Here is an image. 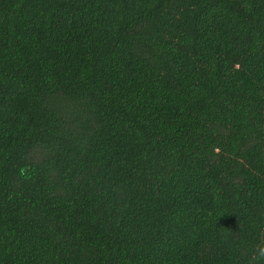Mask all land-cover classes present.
Here are the masks:
<instances>
[{"label": "trees", "instance_id": "obj_1", "mask_svg": "<svg viewBox=\"0 0 264 264\" xmlns=\"http://www.w3.org/2000/svg\"><path fill=\"white\" fill-rule=\"evenodd\" d=\"M264 0H0V264H264Z\"/></svg>", "mask_w": 264, "mask_h": 264}, {"label": "clouds", "instance_id": "obj_2", "mask_svg": "<svg viewBox=\"0 0 264 264\" xmlns=\"http://www.w3.org/2000/svg\"><path fill=\"white\" fill-rule=\"evenodd\" d=\"M261 254H264V250H262Z\"/></svg>", "mask_w": 264, "mask_h": 264}]
</instances>
